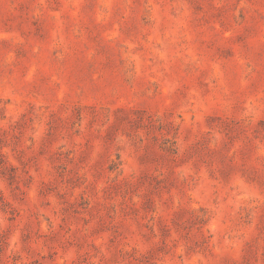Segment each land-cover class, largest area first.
I'll use <instances>...</instances> for the list:
<instances>
[{
  "label": "rangeland",
  "instance_id": "1",
  "mask_svg": "<svg viewBox=\"0 0 264 264\" xmlns=\"http://www.w3.org/2000/svg\"><path fill=\"white\" fill-rule=\"evenodd\" d=\"M0 264H264V0H0Z\"/></svg>",
  "mask_w": 264,
  "mask_h": 264
}]
</instances>
